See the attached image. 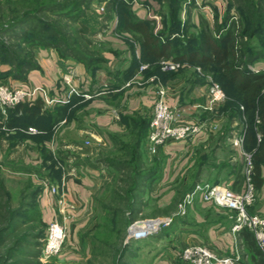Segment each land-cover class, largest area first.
<instances>
[{"label":"crops","instance_id":"0c3cea01","mask_svg":"<svg viewBox=\"0 0 264 264\" xmlns=\"http://www.w3.org/2000/svg\"><path fill=\"white\" fill-rule=\"evenodd\" d=\"M108 1L110 0H92L87 11H92L93 7L97 6L105 13ZM149 3H152L151 0H132L130 6L139 19L157 20V16L153 15L148 8ZM106 18L105 22L113 23V29L109 36L102 39L105 46L97 49V52L104 56V62L96 72L89 71L83 62L64 58L61 51L55 47H43L37 52L38 68L31 70L23 80L9 77L5 81L16 88L42 87L47 97H60L68 88L66 75L73 71L78 77L75 82L80 86L78 80L81 79L83 82L81 86L86 90L83 93L90 97L81 96L78 99L80 102L81 100L83 103L86 102L83 107L73 104L69 108L68 114L74 110L69 120L68 116L59 117L60 120L49 131L35 123H31L26 129L11 128L7 125L8 112L0 108V174L7 169L12 174L25 176V178L29 175L27 183L40 184V178L50 179L49 176L47 177L46 166L49 161L45 160L44 149L54 156L57 151L64 153L70 145L75 144L73 150L76 148L77 151L79 143L76 138L80 133L87 134L92 140L93 146L86 155L87 162H80V165L79 162L72 163L77 171L75 174L70 173L68 177L66 176L69 241H80L79 233L86 227L88 221L86 216L91 215L95 193L103 185L105 174L113 175L112 172L115 169L110 166L111 163L109 164L108 160L119 157L121 149L135 148L136 157L140 155L141 159L147 156L145 153L149 151L147 142L136 145L121 138L127 132H136L141 119H151L159 88V75L155 72L154 62H142L139 66L132 68L135 59H141L143 48L138 41L133 43L135 38L131 33L118 30L119 18L115 13ZM206 19L208 22L211 21L208 17ZM82 20L78 22L81 26L78 29L83 38L84 33H87L90 28L85 27L81 23ZM215 20L213 18V21ZM117 40L120 41L119 44L116 43ZM91 43L88 42L90 47L93 46ZM146 63L148 67L140 73L139 67ZM258 65L262 67L264 63ZM162 80L168 90L166 101L170 106L179 105L185 108V105L186 107L188 105L187 108L198 112L197 116H202V119L206 118V113L210 114L211 117L205 120L211 121L207 123L199 119L195 120V123L197 121L200 125L202 124V128L191 139L168 142L160 147L158 152L150 158H153V161L157 159L160 166L158 164L153 174L142 180L152 184L162 183L164 187L156 196L166 194L172 199L177 192H181V196L186 195L193 183L201 181L229 185L236 191H243L247 184L242 171L246 161L244 147H247V144L237 145L236 140L241 134H245L244 125L239 123L237 117L230 119L227 123L226 117L229 116L225 112L204 111L203 106L209 95L207 82L197 83L188 75L179 78L167 76L160 81ZM114 84L119 86L114 88ZM45 93L39 92L29 103L31 107H34L38 100L44 101V107L39 116L43 114V108L53 112L57 106L56 104L49 107L45 105ZM83 122L86 126L80 125ZM205 125L208 128H203ZM19 132L23 135L20 138L16 137ZM72 135H76L73 140ZM82 156L84 154H81ZM82 159L84 161L85 157ZM38 186L41 187L38 199H40L39 208L43 222L49 224L55 217L62 219L59 213L61 206L58 203V196L50 191L49 186L44 184ZM259 194L260 198L264 199V186ZM252 210L263 214L264 202L257 209L252 207ZM180 216L182 219L172 221L174 224L171 222L173 226H170L167 231L158 232L155 241H164V248L172 250L171 247L176 246V242H179L182 247L189 244H204L218 254L239 253L240 264H256L244 235L240 232L235 233L231 229L234 215L229 209L205 202L199 197L189 206L187 214ZM160 255L162 254L156 255L157 258L155 256L154 264H176L178 261L172 254L169 255L171 259L163 258L170 263L162 261Z\"/></svg>","mask_w":264,"mask_h":264},{"label":"trees","instance_id":"16d2710c","mask_svg":"<svg viewBox=\"0 0 264 264\" xmlns=\"http://www.w3.org/2000/svg\"><path fill=\"white\" fill-rule=\"evenodd\" d=\"M5 1L13 2V0ZM91 1L17 0L15 4H21L23 7H21L19 12L17 8V10L13 9V18L7 24L5 23L6 25L2 24L0 26V65L6 64L10 66L8 70H0V82H5L9 77L19 80L25 79L31 70L38 68L37 52L43 47H55L61 51L64 58H73L76 61L83 62L87 65L89 71L92 73L96 72L104 62V56L102 54L100 56L97 55L98 53L95 51L86 52L80 49L75 35L77 34L81 40L83 39L79 34L78 27L76 29L77 32L73 29L76 28L74 25L77 26L78 22L87 15ZM131 1L110 0L107 4V12L115 13L119 18L118 30L131 33L143 48L141 59H135L132 68L146 61L159 63L163 59H169L178 62H190L210 69L213 72L214 78L220 81L219 83H221L222 88L231 96L230 111L225 113L231 119L234 117L243 119L245 115V117L248 116L249 118V122H247V125H244L243 131L246 134L245 144H247L250 150L254 149V182L257 190L260 191L264 186V66L258 68V71H252L247 67L249 64H262L261 62L257 63V60L264 57V46L261 45L262 51H258L248 43V48L238 51L239 38L235 35L232 28H227L228 19H224V23H220L219 18L216 19V31L207 28L202 30L198 36H186L181 27L180 12L175 11L174 7L170 15V27L167 24L168 22L165 21L164 29L157 30L155 20L139 19L133 13L130 6ZM158 1L160 2L161 0ZM2 2L3 0H0V5ZM170 3H176V9H179L182 4L179 0H172ZM252 7L255 10V4L252 3ZM252 12H248L244 17V21L247 24L249 23V28H251L249 37L254 34L253 31L257 29L256 27L264 25V19L262 18L260 21L258 20L257 26L255 25L256 22L253 20L254 13ZM107 17H111V14H107ZM202 21L206 24L208 22L204 17ZM4 35L8 37L4 38ZM131 45L133 44L131 43ZM155 72L162 79L167 76L174 78L180 76V74L174 72H162L160 66L155 67ZM196 82L204 83L205 81L198 78ZM117 85L114 84L113 87L117 88L119 86ZM80 97L74 96L71 102L67 104H56V109L53 112H50L47 108H43L44 111L41 116L39 114L42 107H44V101L38 100L34 107H31L28 103H20L12 107V109L11 107L7 108L9 114L7 125L11 128L26 129L31 123H35L49 131L61 117L68 116V120L72 117V111L74 110L69 114L68 110ZM239 104L244 106L243 110L240 109ZM226 109L225 111L228 110ZM139 122L138 130L136 132L133 131L136 134V139L131 141L136 145L144 143L150 129V120L141 119ZM22 136L20 132L16 134V137L20 138ZM136 152L135 148L132 150L121 149L119 157H112L108 160L109 164L111 163L110 166L115 169L112 172L115 177L124 171L125 173L129 171L130 175L126 177V180L122 179L126 185L130 184L129 193L142 189L145 184L150 185V182L147 183L142 179L153 174L158 164L160 166L158 160L154 159L153 161V158L150 159V163L143 162L145 157L143 159H141L140 155L136 157ZM43 153L45 160L49 161L46 166L47 177L49 176L52 182L61 186L64 177L63 170L58 167V162L66 165L63 162L66 158L61 156L64 153L59 152L56 158L49 154L46 149L43 150ZM84 162H87L86 157ZM195 185L196 183H193L188 188L189 191L186 190L190 192ZM2 189L4 187L0 190ZM40 190L41 187L38 186L30 194L31 196H28V198L34 201L30 209L22 212L25 210L27 204L23 203L20 209H14L11 213H9L10 210L7 211L10 215V223L15 218L22 216L25 220L32 219V209L33 206H37L35 200ZM4 209V204L0 202V218L5 212ZM250 212L254 213L252 208H250ZM39 219L42 221L41 214H39L37 220ZM180 219H182V216L177 215L173 219V222ZM171 224L160 231H167L174 223ZM6 228L8 227L0 228V240H3L0 241L1 244L5 242L2 238H4ZM240 233L244 235L245 242L256 264H264V254L258 247L253 233L248 229H244ZM128 250L130 249L126 248L122 252L126 253Z\"/></svg>","mask_w":264,"mask_h":264},{"label":"rangeland","instance_id":"374dc122","mask_svg":"<svg viewBox=\"0 0 264 264\" xmlns=\"http://www.w3.org/2000/svg\"><path fill=\"white\" fill-rule=\"evenodd\" d=\"M170 1L172 0H161L160 2L158 0H151L152 3H149V10L152 11L153 15L157 16V20H155L156 28L158 27L157 30L164 29L165 21L168 22L167 24L170 27V15L174 7L175 11L177 10V12H180L179 18L181 20V27L183 29V33L186 36H198V34L202 32V30H205L207 28L216 31L217 21H213V18H219L220 23H224V19H228L229 22L227 24V28H232L235 32V35L239 38L237 46L238 51H242V49L248 48V43L256 48V50L262 51L261 47L264 46V25L256 27L257 29L253 31L254 34L249 37L251 28H249V23L247 24L246 21H244V17L245 14H247L248 12L251 13L253 11V20L254 22H256L255 25L257 26L258 20L260 21L261 18L264 19V0H179L182 3L179 9L175 8L177 5L176 3H170ZM13 2L10 3L3 0V2L1 3L0 26L5 23L7 24L8 21L13 18V9L17 8L19 12L21 10V7H23L21 4H15L17 0H13ZM252 3L255 4V10L252 7ZM100 11V8H97V6H94L92 11H87V15L83 18L81 23H83L85 27H89L90 30L87 31V33H84V37L82 38L83 40H81L80 37L77 36V34L75 35L77 42H79V48L86 52H91L93 49H96L93 51L97 52V49L105 46L102 43V39H104V37L106 36H109L111 34L110 31L113 29V23H110L108 20V22H105V19H107L106 14L110 15L113 12L103 13L104 10L101 12ZM203 17H208L209 19H211V21L207 22L206 24L202 21ZM74 27H76L73 28L76 32L77 27L81 28V26H79L78 24L77 26L74 25ZM6 37L8 36L4 35V38ZM88 42H92L91 44H93V46L90 47ZM116 43L119 44L120 41L117 40ZM133 43H136L135 39H133ZM97 53V55L100 56L101 53ZM261 59L259 58L257 60V63H264V57ZM165 61H169V59H163L159 63H155V67L160 66L162 72L166 73L174 72L176 74H180V76L188 75L194 81H196L198 78L204 79V81L209 84V95L206 99L205 105L203 106L204 111H230L229 104L231 96L229 95V93H226L223 88L222 89L225 92L224 100L211 103V87L213 83H219L220 81L214 78L213 72L210 69L203 68V66L201 65L193 64L190 62H179V67L175 69L165 70L163 69L164 65L162 64ZM9 68V65H0V70L5 71ZM247 68L252 71H257L260 66L249 64ZM70 72L71 75L73 74V83L77 86L78 84L75 82V80H77L78 77L75 75V73H73V71ZM161 79V76H159L158 86L159 88L163 87L168 94L166 84L163 80L160 81ZM78 83H80V86H77L78 89L81 92H85V88L81 86V84L83 83L81 79L78 80ZM219 84L221 86V83ZM79 102L80 100H77V102H75L74 104H78L83 107L86 103H83L82 100L80 103ZM239 105L240 109L243 110L244 106L242 104ZM187 107L186 105L185 108L184 106L177 105L178 120L180 122L200 125V123L197 121L195 123V120L199 119V121L201 122L210 123L211 120H205L206 118L211 117L210 114L206 113V118L202 119V116H197L198 112ZM225 109L227 111H225ZM3 110L7 111V108H3ZM245 116L243 117V119L238 120L242 125H247V122H249L248 116ZM230 119V117H226L227 123H229ZM80 125L86 126V123L83 122ZM203 128L208 127L205 125L203 126ZM194 135H191L186 140L191 139ZM75 136L76 135L71 136L72 140ZM245 136L246 134L240 135V137H243L244 140L242 144L246 143ZM76 139V141L79 143V148H77V151L76 148L75 150H73V146H75V144L72 143L74 145H70L66 150H64V154H61L63 158H66V160L63 161L66 163V165L58 162V167L63 170L64 178L66 176L68 177L70 173H76L77 169L74 168L72 163L79 162L78 164L80 165V162H84L82 157H86L87 153L93 146V142L87 134L80 133L78 134V137ZM134 139H136V134H134L133 131L127 132V134H125L121 138V140L126 141H133ZM88 140H90L89 144H87ZM144 142H147L148 145L150 144L147 138ZM253 151L254 149L250 150L248 147H244V153L250 154L252 156V161L254 162ZM79 152L82 155L84 154V156L81 157V154L79 155ZM57 154L58 151L54 155L55 158L57 157ZM145 154L147 156H145L143 162L150 163V158L153 154L150 151ZM242 171L245 174V165ZM128 172L129 171L125 173L124 171L122 174L116 177L115 175L108 176L107 174H105L103 185L101 184L102 186L95 193L96 197L94 199V202L92 203L93 209L91 211V215L89 217L86 216V219L88 220L85 225L86 227L81 229L79 233L80 241H69L68 237L64 249L60 255L52 258H46L43 254V244L48 224H44L43 220H37L40 214L39 212L41 211L39 208L40 199H38V195L35 200L37 206H33L32 209V219L25 220V218L22 216L15 218V220L11 221L10 223L9 213H11L12 210L14 211V209H20V206L23 205V203L27 204L25 210H23L22 212L30 209L34 201L31 200V198H28V196H31L30 194L33 193L34 189H36L38 185L44 184L45 181L50 184L56 183L49 181L50 179H45L44 177L40 178V184L34 182L30 184L29 182L27 183L29 175H27V177L25 178V176L12 174L7 169L3 170V172H1L0 174V187H4V189L0 190V202L4 204L5 212L0 218V228H8H6L4 238H2L5 242L3 244L0 243V264H154L153 262L154 260H156L155 256L158 254H162L160 255L162 257V261H169L165 259H169V255L172 254L174 258L178 259V261H176V264H189L180 259V251L185 246L182 247L179 242H176L177 245L172 246V250H169L167 248H164V241H155L160 230L142 239H129L128 236L130 233V226L137 221L156 218L165 219L170 217H173L174 219L175 216H177L179 204L184 200L186 195L180 196L181 192H177L175 198L173 197V199L167 197L165 193V196L162 195L160 197H157L156 195L159 193L161 188L164 187L160 182L154 184L150 183V185L145 184L144 188L137 189L134 190V192L132 191V193H129L128 191L130 189V184L126 185L122 181V179L126 180V177L130 175ZM24 185L25 187L23 188ZM181 185L184 184L181 183ZM255 194L256 200L253 205L250 206V208L255 207L257 209L258 206H261L263 204L264 199L260 198V194L256 186ZM188 208L189 207H187V211ZM8 210H10L9 213L7 212ZM232 214L235 215L233 211ZM54 219L55 218H53L52 220ZM126 248H129L130 250H128V252L126 251V253H123L122 251H124V249ZM120 255H122L121 258Z\"/></svg>","mask_w":264,"mask_h":264},{"label":"built area","instance_id":"2783aa9c","mask_svg":"<svg viewBox=\"0 0 264 264\" xmlns=\"http://www.w3.org/2000/svg\"><path fill=\"white\" fill-rule=\"evenodd\" d=\"M103 9V8H102ZM163 69H175L180 66L177 61H165L162 63ZM148 65L140 67L142 73ZM258 71V69H257ZM73 75V74H72ZM71 72L66 76L68 84L67 90L60 97H47L42 87L31 89L16 88L8 82H0V108L14 107L20 103H31L34 97L39 93H45V105L47 107L55 104L70 103L74 96L90 97L81 92L73 83ZM225 92L219 83H213L211 87V103L224 100ZM167 93L163 87L157 92L153 113L150 119V134L148 145L149 151L154 155L159 148L170 141H183L191 135L198 133L201 125L194 123H185L178 120L177 107L170 106L167 101ZM33 130V128H31ZM243 137L236 140L237 145H242ZM90 142L87 141V144ZM246 156L245 177L246 187L243 191H236L229 185L213 184L210 182H198L194 188L186 194L184 200L179 204L177 215H185L187 207L192 205L197 198L205 202L213 203L221 208L229 209L235 213L234 223L231 226L233 232L238 233L244 229L250 230L257 242V245L264 254V214L251 213L249 208L256 200L255 182H254V162L252 156L244 153ZM44 185L50 187V191L58 196V203L61 206L60 214L62 219L55 217L46 228V235L43 244V254L46 258H52L60 255L68 239L69 216L66 213V177L63 178L61 186L50 184L46 181ZM173 221L170 218H156L137 221L130 226L129 239H142L154 232L168 226ZM138 223H144L141 231L135 233L132 231ZM153 224V225H152ZM145 225H149L145 227ZM151 225V226H150ZM180 259L189 264H240L241 256L239 253L233 255L218 254L204 244L187 245L180 251Z\"/></svg>","mask_w":264,"mask_h":264},{"label":"bare ground","instance_id":"6f19581e","mask_svg":"<svg viewBox=\"0 0 264 264\" xmlns=\"http://www.w3.org/2000/svg\"><path fill=\"white\" fill-rule=\"evenodd\" d=\"M153 225V224H152ZM149 225H145V227H148ZM151 226V225H150ZM141 227H144V223L142 224V223H138V224H136L134 227H132V231H134L135 233H137V232H139V231H141L143 228H141Z\"/></svg>","mask_w":264,"mask_h":264}]
</instances>
